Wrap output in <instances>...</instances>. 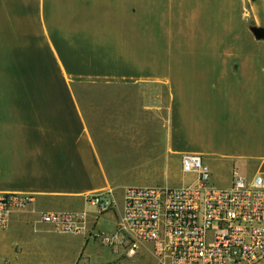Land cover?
Here are the masks:
<instances>
[{"label": "crops", "instance_id": "0c3cea01", "mask_svg": "<svg viewBox=\"0 0 264 264\" xmlns=\"http://www.w3.org/2000/svg\"><path fill=\"white\" fill-rule=\"evenodd\" d=\"M177 1L0 0V88L11 96L0 94V193L34 196L0 229V264H81L89 239L103 244L105 234L92 235L99 216L119 205L118 220L125 189L150 186L146 167L166 153H217L202 136L213 125L244 148L222 156L258 158L263 169L264 39L250 30L245 45L172 47L167 77L163 41L147 44H159L158 24L175 16L149 8L180 7ZM253 3V26L264 28V0ZM71 36L98 37L99 55L92 47L71 57ZM104 43H111L108 55ZM87 87L108 94L78 93ZM109 191L115 205L108 211L86 201ZM49 211L81 216L82 231H57L41 219Z\"/></svg>", "mask_w": 264, "mask_h": 264}, {"label": "built area", "instance_id": "2783aa9c", "mask_svg": "<svg viewBox=\"0 0 264 264\" xmlns=\"http://www.w3.org/2000/svg\"><path fill=\"white\" fill-rule=\"evenodd\" d=\"M184 174L195 180L180 186H129L115 230L101 237L114 250L134 255L150 244L158 264H258L264 260V175L252 177L238 167L227 187L211 183V172L200 154H184ZM34 201V196L0 193V229L12 214ZM99 212L112 209L111 191L87 196ZM81 216L49 211L41 219L66 234L82 231Z\"/></svg>", "mask_w": 264, "mask_h": 264}, {"label": "rangeland", "instance_id": "374dc122", "mask_svg": "<svg viewBox=\"0 0 264 264\" xmlns=\"http://www.w3.org/2000/svg\"><path fill=\"white\" fill-rule=\"evenodd\" d=\"M197 2L201 6H189L190 3L196 4ZM177 3L181 4V6L177 7L176 5L173 7L172 5L165 4V6L161 5L157 8H149L150 15L156 13L160 17L163 15L167 17L175 16L171 17L174 21L164 24V27L160 25L162 23L158 24L159 31L164 36L163 40H159V44H157L155 39L149 40V44H147L148 46H156L161 45L163 41L165 49V70L161 74H165L167 77H171L169 64L172 61V47L201 46L206 45L205 43L213 47L235 46L238 44L245 45L247 41L246 34L249 33L250 26L256 24L254 22V15L255 13L258 15L259 13L258 6H254L253 0H178ZM171 4H176V0ZM261 14V26H264V11ZM187 19L191 21H186ZM109 20L112 21L111 16H109ZM109 24L121 29L126 23ZM96 25H100V23ZM133 41L135 44H139L140 48V35L136 38L134 37ZM67 44L71 48V57L74 55L76 57H84L87 55L85 49L91 53L92 47L95 53L99 55L97 53L99 52L98 37L82 39L71 36ZM104 47L107 51L103 49V53L108 55L111 43H104ZM64 56L68 57L69 54L65 53ZM189 65L188 63L187 66ZM2 90L4 95H8L3 96V98H8L9 101L11 96L6 92L5 87L0 88L1 95ZM78 93L84 96H92L93 94L103 95L108 94V88L102 87L101 90L88 89V87L86 89L80 88ZM2 104H4L6 110L8 103L4 101ZM223 134L224 139L222 138L221 124L219 123L218 126L213 125L208 131H204L202 135L206 139V145L210 147L209 149L217 152L203 156L204 163L210 168L211 183L217 187H227L230 184L233 167H238L248 177H252L258 170L262 169L260 167L261 161L258 158L237 160L230 158V156H222L221 154L226 151L233 154L244 151V148L240 146L237 139L228 138V134ZM178 141L181 146H185L191 142L188 138L185 140L179 139ZM181 159L182 155L166 153L165 159L150 164L145 168V175H142L150 178L148 185L180 186L182 184L192 183L195 180V175L192 173H183ZM262 171L264 174V167ZM118 197H121L120 193ZM119 209L118 205L114 212H107L106 215H100L97 220V226L92 231V235L112 233L118 222L117 216L119 215ZM85 249V260L82 258L81 264H158L150 244H143L136 254L127 255L126 249L120 248L114 250L112 247H107L102 244L99 237H97L89 239ZM258 264H264V260Z\"/></svg>", "mask_w": 264, "mask_h": 264}, {"label": "water", "instance_id": "95a60500", "mask_svg": "<svg viewBox=\"0 0 264 264\" xmlns=\"http://www.w3.org/2000/svg\"><path fill=\"white\" fill-rule=\"evenodd\" d=\"M251 32L254 34V36L258 39H264V28L261 27H251Z\"/></svg>", "mask_w": 264, "mask_h": 264}]
</instances>
